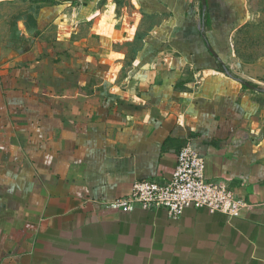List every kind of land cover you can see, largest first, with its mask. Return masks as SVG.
<instances>
[{
	"label": "crops",
	"instance_id": "crops-1",
	"mask_svg": "<svg viewBox=\"0 0 264 264\" xmlns=\"http://www.w3.org/2000/svg\"><path fill=\"white\" fill-rule=\"evenodd\" d=\"M0 0V264H264V63L247 0ZM236 72L239 76H236ZM189 144L248 203L108 210Z\"/></svg>",
	"mask_w": 264,
	"mask_h": 264
},
{
	"label": "built area",
	"instance_id": "built-area-1",
	"mask_svg": "<svg viewBox=\"0 0 264 264\" xmlns=\"http://www.w3.org/2000/svg\"><path fill=\"white\" fill-rule=\"evenodd\" d=\"M108 210L129 213L137 208L164 209L177 219L188 207L238 216L248 203L237 197L221 180H208L205 162L189 144L182 145L171 176L165 182L154 179L134 181L129 190L103 203Z\"/></svg>",
	"mask_w": 264,
	"mask_h": 264
},
{
	"label": "rangeland",
	"instance_id": "rangeland-1",
	"mask_svg": "<svg viewBox=\"0 0 264 264\" xmlns=\"http://www.w3.org/2000/svg\"><path fill=\"white\" fill-rule=\"evenodd\" d=\"M253 18L241 25L235 34L234 47L240 59L264 63V0H247ZM236 76L239 73L236 72Z\"/></svg>",
	"mask_w": 264,
	"mask_h": 264
},
{
	"label": "water",
	"instance_id": "water-1",
	"mask_svg": "<svg viewBox=\"0 0 264 264\" xmlns=\"http://www.w3.org/2000/svg\"><path fill=\"white\" fill-rule=\"evenodd\" d=\"M204 4H205V2H204V0H203V6H204ZM239 81H240L241 83L245 84L246 86L252 88V89H255V90H257V91H263V92H264V89H261V88H258V87H255V86H252V85L248 84L247 82H245L243 79H239Z\"/></svg>",
	"mask_w": 264,
	"mask_h": 264
}]
</instances>
